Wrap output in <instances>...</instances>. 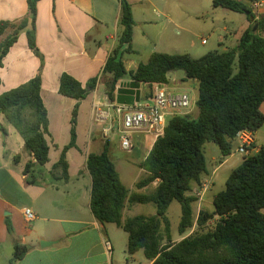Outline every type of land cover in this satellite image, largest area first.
Here are the masks:
<instances>
[{
    "label": "trees",
    "instance_id": "obj_1",
    "mask_svg": "<svg viewBox=\"0 0 264 264\" xmlns=\"http://www.w3.org/2000/svg\"><path fill=\"white\" fill-rule=\"evenodd\" d=\"M38 1H28V16L24 19L0 22V36L10 31L0 43V67L22 32L26 33L29 48L40 57L43 66L44 60L36 45ZM120 5L122 34L103 70V75L110 76L105 83L108 102L115 103L120 81L127 80L140 88L147 86L149 90L142 95V100H151L155 85H168L170 73L183 71L186 80L199 83L196 102L199 114L196 118L190 115L171 118L147 158L138 164L147 176L136 187L143 189L157 183L151 194H130L109 155L107 143L101 153L89 154L86 169L92 180V215L100 223L115 224L127 233L128 260L142 251L151 264H264V145L232 171L226 189L214 196L211 214L200 211L195 218L193 209L199 200L193 190L200 188L204 178L210 175L204 145L214 143L224 157L229 156L240 132L248 130L255 134L264 125L261 111L264 14L256 21L245 0H213L215 8L245 14L251 23L234 48L209 52L198 59L186 54L153 53L135 71H127L123 57L132 49L135 22L129 0H120ZM42 69L26 83L0 95V115L20 135L26 151L35 159L34 163L26 164V174L33 166L43 167L49 161L48 113L41 98ZM97 82L94 78L84 87L69 74L60 78L59 93L77 103L71 114L70 142L51 170L55 181L69 180L67 153L77 148L80 103L95 90ZM0 131H4L1 124ZM175 201L181 206L179 234L186 235L195 223L198 226L196 232L177 243L172 240L168 217ZM127 203L154 204L156 213L123 221ZM216 218L214 227L203 231ZM5 224L8 233L13 235L9 218ZM27 251L26 245L17 243L10 264L22 260Z\"/></svg>",
    "mask_w": 264,
    "mask_h": 264
},
{
    "label": "crops",
    "instance_id": "obj_2",
    "mask_svg": "<svg viewBox=\"0 0 264 264\" xmlns=\"http://www.w3.org/2000/svg\"><path fill=\"white\" fill-rule=\"evenodd\" d=\"M28 1L0 0V22H15L27 17ZM129 2L132 5L135 22L132 41V45L135 46L136 36L142 38L144 42L148 41L149 35L143 29H141V35H137L136 30H140L142 25L147 27L150 21L144 15L146 9H143V13L141 12L143 17L139 14V8H145L144 4L147 3V0H129ZM136 10H138L137 13ZM120 11V0H39L35 25L36 45L43 57V66L40 57L29 48L25 32L20 33L17 42L10 48L3 60L2 67H0V95L34 78L40 68L43 67L41 98L48 113L49 135L46 136V140L50 150L49 161L45 166L36 165L27 174L24 173L26 164L34 163L35 159L32 154L26 151L20 135L0 115V124L4 129V131H0V264H10L17 243L27 246V237L33 233V230L28 228L30 227L29 224L37 221L58 222L67 227L63 228L62 232L53 235L45 230L41 231L38 235V243L27 246L26 255L16 264L137 263V255L140 252L133 255L129 260L127 258L125 263L120 262L119 259L115 261L114 245L108 237L105 224L100 223L93 215L92 224L94 228L87 230L83 228L85 224L81 221L48 218L46 216L48 212L42 208L43 204V206L52 209L53 213L64 212V210L70 209L69 204L67 206L64 204L66 201L64 196L69 198V203L71 198H75V194L71 197L70 191L55 185L53 182L57 181L53 180L51 176L52 167L58 162L62 149L70 142L71 114L77 103L76 100L59 93L60 78L65 73L71 75L84 87L90 80L98 79L95 90L80 103L77 148H73L67 153L69 180L65 181L68 185L72 175L78 178L89 176L90 187L88 189L86 187V190L81 192L79 196L90 208L92 180L86 169V163L89 154L93 153L91 152L93 145L91 132L93 129L97 131L100 129L99 132L103 141L102 151L107 143L109 155L110 144L113 141L109 136L105 138L103 133L104 128L109 126L110 120L116 117L113 109L115 103H109L105 94V83L110 76L103 75V70L112 52L118 46L122 34V27L119 24ZM250 26L251 23L246 18L241 29L231 33L237 44L242 33ZM219 44H223L222 40ZM228 49L225 47L224 51ZM123 62L127 71H135L141 64L131 62L132 67H129L124 57ZM173 73L168 75V85L190 95L192 93V102L196 106L199 97V83L196 80H186V76L177 80L171 77ZM181 80H183L182 83ZM196 82L198 83V90L195 94L193 93L195 89L192 86H195ZM121 83L128 84L129 81H120L118 85ZM95 106L100 110L99 117L101 120L97 122L94 118ZM261 111L264 114V103L261 106ZM102 114L104 116H101ZM263 127L264 125L254 134V146L257 151L263 146L258 145L259 133ZM116 139H118L117 142L120 146L118 136L115 137L114 141ZM151 139L154 138L149 135H135L132 140V151L134 148L140 150L141 147L151 143ZM232 155L224 157L220 154L217 157L220 165L210 172L206 180H212L217 169L219 170L229 164V157ZM142 161L144 160H136L134 166L140 168L138 164ZM153 185L155 189L157 183H153ZM143 189H137L139 191L137 193L143 194L140 192ZM198 189L197 187L194 188V196H196ZM205 194L202 198L196 196L199 199L197 203L203 201ZM129 205L127 203L125 209ZM26 210H31L36 215L34 221H27ZM7 218L10 219L14 227L13 235L7 231L5 224ZM125 220L123 218V221ZM188 235L190 233L186 236ZM40 241L55 243L49 247L41 248ZM106 242L111 243L110 251L106 247ZM141 264H151V261L146 259Z\"/></svg>",
    "mask_w": 264,
    "mask_h": 264
},
{
    "label": "rangeland",
    "instance_id": "obj_3",
    "mask_svg": "<svg viewBox=\"0 0 264 264\" xmlns=\"http://www.w3.org/2000/svg\"><path fill=\"white\" fill-rule=\"evenodd\" d=\"M145 8H139V14L145 11V17L148 18L150 23L147 27L142 25L140 30H136V34L142 33L143 29L148 35V41H142V38L136 36L135 46L132 45L131 51L124 55L127 65L131 66V62L146 63L153 53H163L168 55H189L194 59H198L209 52H223L224 48L232 49L237 45V41L231 34L239 31L246 20V15L242 13H235L222 8H215L213 0H147L144 4ZM138 10H136L137 13ZM141 17L142 14H141ZM138 18V17H137ZM140 32V33H138ZM10 31H7L4 35L0 36V43L5 40ZM202 38H205L206 45L202 44ZM222 40L223 44H219ZM237 71V64L235 65ZM172 78L180 80L181 77H185L183 71L174 72L171 75ZM183 80H181V83ZM197 93L198 83L192 86ZM149 89L147 86H142V94H145ZM192 99L193 94L189 95ZM198 114V109L194 105L193 113L190 116L195 117ZM100 131V129H98ZM96 129L91 132L93 145L91 152L99 153L103 148V141L101 139V133ZM116 134V133H115ZM114 133L109 134L111 140L110 144V157L115 163L116 168L120 174V177L129 189L130 193L139 192L136 187V183L147 176V172L134 166L136 160H144L147 158L154 139H151V143L143 146L140 150H134L126 152L123 151L115 137ZM115 136V137H114ZM237 145V144H236ZM234 146V150L236 148ZM258 145H264V127L260 130ZM139 152V153H138ZM205 157L208 165L209 172L217 168L220 163L218 156L221 152L214 143H206L204 145ZM53 153V150H52ZM243 161V157L235 154L229 157V164L217 169L211 184V190L205 194V198L201 203L193 204L194 216L197 218L200 211H205L211 214L214 211L213 199L214 196L221 193L226 189L227 180L234 169H236ZM204 178V182H206ZM203 182V183H204ZM55 185H59L62 189H67L71 193V197L75 194V198H71V202H68V197L64 201L65 206L69 204V210L64 212L53 213L52 209H49L42 204L48 213V218H57L62 220H77L85 224L83 228L91 230L94 228L92 224V214L90 208L79 194L84 192L90 187V179L87 175L85 178H78L73 176L70 182L57 181L53 182ZM155 191L154 185H150L140 192L143 194H151ZM40 204V203H39ZM264 213V209L262 211ZM156 213V207L154 204H133L129 205L123 212V218L129 219L136 216H152ZM168 217L171 224V234L173 242L177 243L181 241L188 233L192 234L198 230V226L195 223L194 227L186 235L181 236L178 232V225L181 218V206L178 202H173L168 210ZM216 219L209 221L203 231L210 230L214 227ZM33 233L30 237H27V246L38 243V235L41 231L45 230L50 235L58 234L62 232L63 228L67 226L58 222L49 221H37L29 224ZM108 237L114 245L115 261L123 263L126 262L129 256L127 255V233L122 229H119L115 224H105ZM105 233V232H104ZM41 242V241H40ZM146 258L142 251L137 255V263L145 262Z\"/></svg>",
    "mask_w": 264,
    "mask_h": 264
},
{
    "label": "built area",
    "instance_id": "obj_4",
    "mask_svg": "<svg viewBox=\"0 0 264 264\" xmlns=\"http://www.w3.org/2000/svg\"><path fill=\"white\" fill-rule=\"evenodd\" d=\"M249 8L255 15V20H259L264 14V0H245ZM205 38H202V44H206ZM119 86V85H118ZM154 97L151 100H142L135 102L133 105H119L115 102L113 109L115 111V119L110 120L107 128H104V137L114 131L119 138L120 147L123 151L129 152L133 149V137L138 134L149 135L157 139L164 133V130L171 118L180 115H191L193 113L194 103L190 98V94L180 91L169 85H155L153 88ZM100 110L94 107V118L100 121ZM101 116H104L103 114ZM235 154L248 157L257 153L254 133L244 130L236 137ZM233 154V152H232ZM212 180L208 179L198 189L196 196H202L210 189ZM25 215L28 222L36 219V215L31 210H26ZM106 247L110 251L112 246L110 242H106Z\"/></svg>",
    "mask_w": 264,
    "mask_h": 264
},
{
    "label": "water",
    "instance_id": "obj_5",
    "mask_svg": "<svg viewBox=\"0 0 264 264\" xmlns=\"http://www.w3.org/2000/svg\"><path fill=\"white\" fill-rule=\"evenodd\" d=\"M248 14V13H247ZM257 29L255 26L254 30ZM141 99V88L135 83L119 84L116 90L115 102L119 105H133L135 102H139ZM55 242L41 241V248H46L53 245Z\"/></svg>",
    "mask_w": 264,
    "mask_h": 264
}]
</instances>
